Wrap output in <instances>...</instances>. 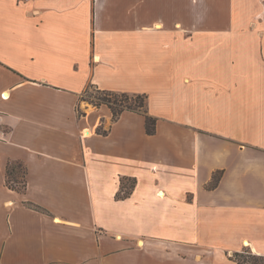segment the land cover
Returning a JSON list of instances; mask_svg holds the SVG:
<instances>
[{
  "label": "crops",
  "instance_id": "crops-1",
  "mask_svg": "<svg viewBox=\"0 0 264 264\" xmlns=\"http://www.w3.org/2000/svg\"><path fill=\"white\" fill-rule=\"evenodd\" d=\"M0 111V264L264 256V0H0Z\"/></svg>",
  "mask_w": 264,
  "mask_h": 264
},
{
  "label": "trees",
  "instance_id": "trees-1",
  "mask_svg": "<svg viewBox=\"0 0 264 264\" xmlns=\"http://www.w3.org/2000/svg\"><path fill=\"white\" fill-rule=\"evenodd\" d=\"M96 88V87H94ZM97 90H100L98 88H96ZM103 92H107L110 93V95H113L114 97H121V99H114L110 100V99H102V101L100 103H96L95 105H100V104H106L112 113V120H115L122 111L124 110H136L139 111L140 113H142L144 115L145 118V129L146 132L148 134H153L155 133V124H156V118L150 116L147 113L146 110V95L145 94H129V93H125V92H113V91H108V90H100ZM106 100V101H105ZM127 100H132V102L135 104H133L134 107H131V105L129 106H122V102H127ZM119 102L121 104V106L119 107ZM101 128H99L100 130ZM105 132V130L103 131ZM19 166V165H18ZM20 170L21 167L19 166ZM129 180V179H128ZM129 185H122V188L124 187L125 189L123 190V192H118L117 196L118 197H125L128 196L131 192V189L134 186V179H130L129 180ZM217 182V176L214 175L213 177V181L209 184V187H212L215 185V183ZM20 183H23V181H20ZM7 184L11 187H13L12 183L10 182V177L9 174H7ZM24 185V183H23ZM236 254H238V252H236ZM264 256H257L255 257L252 261H250V264H264V261H260V259L262 260ZM259 259V260H258Z\"/></svg>",
  "mask_w": 264,
  "mask_h": 264
},
{
  "label": "rangeland",
  "instance_id": "rangeland-1",
  "mask_svg": "<svg viewBox=\"0 0 264 264\" xmlns=\"http://www.w3.org/2000/svg\"><path fill=\"white\" fill-rule=\"evenodd\" d=\"M82 98H83V101H87V102H89L91 104H94V105L96 103H100L102 101V99H110V100H113V101H114V99H116V100L117 99H121V97H117V96L114 97L113 95H110V93L97 90L96 88H94L92 86L88 87L85 90ZM122 104H123L122 106L131 105V107H134L133 106L134 103L132 102V100H127V102L126 101L122 102ZM120 106H121V104L119 102V107ZM104 130H105V128H104ZM129 182H130L129 180H124L123 179V183L125 185L128 186ZM229 254H230V256L232 258L234 257V259L240 264H250V261H252L257 256H260V255L254 254L251 249H248V248H245V247L242 248V250L240 252H238V254H236V253H234V254L233 253H229ZM260 261H264V257H263L262 260L260 259Z\"/></svg>",
  "mask_w": 264,
  "mask_h": 264
},
{
  "label": "built area",
  "instance_id": "built-area-1",
  "mask_svg": "<svg viewBox=\"0 0 264 264\" xmlns=\"http://www.w3.org/2000/svg\"><path fill=\"white\" fill-rule=\"evenodd\" d=\"M1 124H2V112L0 111V139H4V130L1 128Z\"/></svg>",
  "mask_w": 264,
  "mask_h": 264
},
{
  "label": "bare ground",
  "instance_id": "bare-ground-1",
  "mask_svg": "<svg viewBox=\"0 0 264 264\" xmlns=\"http://www.w3.org/2000/svg\"><path fill=\"white\" fill-rule=\"evenodd\" d=\"M84 133L87 135V134H89V131L87 129H85Z\"/></svg>",
  "mask_w": 264,
  "mask_h": 264
}]
</instances>
